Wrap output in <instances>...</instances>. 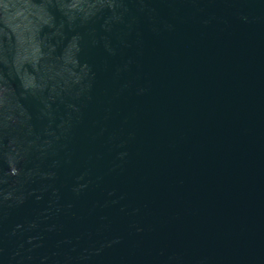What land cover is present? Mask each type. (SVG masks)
I'll return each mask as SVG.
<instances>
[{
	"label": "water",
	"instance_id": "obj_1",
	"mask_svg": "<svg viewBox=\"0 0 264 264\" xmlns=\"http://www.w3.org/2000/svg\"><path fill=\"white\" fill-rule=\"evenodd\" d=\"M0 264H264V0H0Z\"/></svg>",
	"mask_w": 264,
	"mask_h": 264
}]
</instances>
